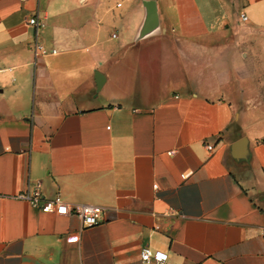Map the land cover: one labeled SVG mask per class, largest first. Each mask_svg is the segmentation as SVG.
Returning a JSON list of instances; mask_svg holds the SVG:
<instances>
[{
	"label": "crops",
	"instance_id": "obj_1",
	"mask_svg": "<svg viewBox=\"0 0 264 264\" xmlns=\"http://www.w3.org/2000/svg\"><path fill=\"white\" fill-rule=\"evenodd\" d=\"M145 1L0 0V264H264V0Z\"/></svg>",
	"mask_w": 264,
	"mask_h": 264
},
{
	"label": "built area",
	"instance_id": "obj_2",
	"mask_svg": "<svg viewBox=\"0 0 264 264\" xmlns=\"http://www.w3.org/2000/svg\"><path fill=\"white\" fill-rule=\"evenodd\" d=\"M241 20H247L244 14L240 15ZM28 24L35 27L36 33L32 42L33 59L35 64L38 57L47 53L49 50L45 48L39 39L37 31L44 25V21L37 15L30 16L27 20ZM55 53V49H51ZM207 149H211V145H207ZM187 174L183 173L182 177ZM19 198L27 201L32 207L38 208L45 213H56L59 215H72L81 220L84 226L97 224L101 220L102 207L90 203H70L62 199L59 194L51 198H44L40 190L34 187L32 190H27L18 195ZM140 259L143 264H168V254L155 250L152 251L148 246H143L140 249Z\"/></svg>",
	"mask_w": 264,
	"mask_h": 264
},
{
	"label": "water",
	"instance_id": "obj_3",
	"mask_svg": "<svg viewBox=\"0 0 264 264\" xmlns=\"http://www.w3.org/2000/svg\"><path fill=\"white\" fill-rule=\"evenodd\" d=\"M145 2H146V5H148L150 7L153 5V0H146ZM97 86H98V88H100L99 82H97ZM232 149H234V146L232 147Z\"/></svg>",
	"mask_w": 264,
	"mask_h": 264
}]
</instances>
